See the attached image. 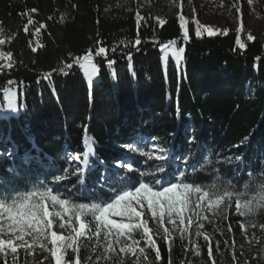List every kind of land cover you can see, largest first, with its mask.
Masks as SVG:
<instances>
[{
	"label": "trees",
	"instance_id": "obj_1",
	"mask_svg": "<svg viewBox=\"0 0 264 264\" xmlns=\"http://www.w3.org/2000/svg\"><path fill=\"white\" fill-rule=\"evenodd\" d=\"M137 4L138 0H0V39L7 41L0 52L13 57V67L0 71V106L6 87L16 94L17 105L16 111L0 109V156H8L0 162V193L44 185L75 203H93L126 183L159 187L157 180L182 178L206 188L222 181L254 195L245 185L254 181L257 187L264 179V34L254 37L239 26L231 32L211 28L210 36L184 12L166 18L161 12H141ZM29 19L33 24L25 32ZM40 25L44 27L37 33ZM238 37L243 48L236 43ZM171 40L184 51L180 58L169 52L162 59L161 44ZM99 47H105L107 58L114 61L111 67L104 57L95 56ZM89 50L99 69L91 83L74 62ZM9 80L13 84H7ZM85 136L94 140L95 156L80 184L73 175L77 162L68 154L83 152ZM131 142L153 158L126 154L123 148ZM161 155L165 159L154 158ZM118 160L130 162L135 171L112 178V163ZM159 167L165 172H158ZM105 168L111 178L100 183ZM58 175L67 178L57 183ZM248 219L240 218L239 223L245 224L255 249L261 251L264 213L251 218L256 226ZM199 223L217 245L214 259H209L202 238L194 242ZM226 226L224 220H197L184 240L171 237V250L157 237L161 259L155 261L151 250L149 258L153 264H254L233 247ZM194 244L200 256L194 255ZM89 249H81L82 260ZM39 253L37 249L27 256L19 250L18 264H49L48 259L38 260ZM71 258L69 253L66 259ZM7 261L11 264V255ZM0 264H5L4 257Z\"/></svg>",
	"mask_w": 264,
	"mask_h": 264
},
{
	"label": "snow or ice",
	"instance_id": "obj_2",
	"mask_svg": "<svg viewBox=\"0 0 264 264\" xmlns=\"http://www.w3.org/2000/svg\"><path fill=\"white\" fill-rule=\"evenodd\" d=\"M251 2L252 0H249V3ZM236 11L239 12L240 9L237 8ZM140 20L141 17L137 15L138 23ZM180 21V27L184 30L183 16L180 17ZM160 23L163 24L164 21L161 20ZM32 24L33 20L29 19L24 27L25 32ZM43 27L44 25H40L36 32L38 33ZM203 30L210 36L214 34L211 28L204 27ZM183 35L185 40L189 38L187 31H184ZM196 35H201L199 25ZM247 39L251 41L253 37L249 35ZM6 42L5 39H0V46ZM139 43L140 40L137 39L136 44ZM175 43L171 40L161 44V51L164 54L162 59L167 58L169 52L173 57H181L184 50L174 47ZM236 43L240 48L244 47L239 37ZM32 51L35 52L36 48H32ZM95 56L104 57L109 67L114 63L107 58L105 47H99ZM0 61H6L0 63V71L13 67L12 53L0 52ZM74 62L80 66L85 78L91 83L99 70L92 52L89 50L82 57L75 58ZM67 67L70 68L72 65ZM7 84L11 85L13 81L9 80ZM3 96L5 102L0 109L5 112L16 111V94L12 89L4 88ZM82 147L83 152L68 154L69 160L77 162L78 166L73 175L77 176L80 184L85 183L86 171L93 167L94 140L85 136ZM125 147L132 152H138L141 156L153 158L152 153L142 151L136 145L130 144ZM154 158L165 159L163 155ZM235 159L239 160L241 157L237 156ZM116 168L125 169L126 172L135 171L132 164L126 161H116ZM63 171L67 173L68 169ZM157 171L163 173L165 168L159 167ZM116 175H119V172ZM66 178V175H58L55 181L58 183ZM110 178L111 172L105 168L101 179L107 181ZM253 183L245 185L247 190L254 192L251 197L246 192L235 189L230 183L218 181L206 188L202 185L197 186L194 182H185L182 178H178L176 182H169L167 179L157 180L155 184L159 187L146 182L126 183L119 189H111L112 194L107 199L93 203H75L44 185H34L31 189L17 191L14 194L0 193V257H4L5 264H8L7 257L11 255V264H18L19 250L22 249L27 256H32L39 249L49 254L45 257L49 260V264L53 262L54 264H91L92 256L83 260L80 257L82 248L85 250L91 248L96 258L103 260L105 264H125L121 254L124 257L131 256L133 264H153L148 250L155 252V261L161 259L157 237H160L171 250L172 231H178L180 239L184 240L190 235L189 230L197 220L207 219L203 215L205 211L222 214L228 207H234L238 218H249L248 224L256 226L251 218L264 213V179L259 181L257 187H253ZM148 214L163 230L162 234L158 231L154 232L148 226ZM112 217H120V220ZM166 224L172 225V230L165 227ZM203 227V223L198 224V228ZM240 227L242 231L245 230L244 223L241 222ZM259 227L264 229V225ZM228 230L231 232V227ZM195 235H202L205 241H210L208 234L196 231ZM94 239L95 244H91ZM193 250L196 255L200 254L198 245H195ZM69 253L72 258L66 259ZM212 258L213 252L209 243V259ZM213 264H215L214 260Z\"/></svg>",
	"mask_w": 264,
	"mask_h": 264
},
{
	"label": "rangeland",
	"instance_id": "obj_3",
	"mask_svg": "<svg viewBox=\"0 0 264 264\" xmlns=\"http://www.w3.org/2000/svg\"><path fill=\"white\" fill-rule=\"evenodd\" d=\"M141 12L152 13L158 12L168 18L175 15H180L183 12L186 15L196 18L199 25L204 27L215 28L219 31L231 32L236 30L239 26L243 27L245 30L251 32L254 37L264 34V3H258L252 1L249 3V0H231L229 5H224L218 0H185L184 2L180 0H138L137 4ZM240 9L239 12L236 10ZM237 13V14H236ZM6 63V61H2ZM134 144L133 142L128 143L127 145ZM123 150L126 154L132 155L135 152L130 151L127 147H124ZM113 168L116 173H124L125 169H117L116 161L112 163ZM101 174L99 175L98 182L104 183L105 180L101 179ZM59 210V209H57ZM207 217L206 220H221L226 222V229L228 234L231 236L233 242V247H235L239 253H241L245 259L251 261L254 264H264V249L261 251L255 249V241L252 236L249 235V232L246 230L242 231L240 227L239 220L234 211V207L227 208L222 214H214L211 212L205 211L203 213ZM227 217V218H225ZM149 227L153 229L154 232H160L162 234L163 230L159 228L157 223L153 221L150 214H148ZM196 218V217H195ZM112 219L120 220V217H112ZM197 219V218H196ZM203 221V220H198ZM170 230H172V225H165ZM231 227L232 231L228 229ZM58 232L60 229H55ZM196 231L204 233L202 228L196 227L193 233L194 242L196 243L198 238H202V244H206L209 251V243H211L213 259L218 254L217 245L210 238V241H205L203 236L195 235ZM67 234V233H65ZM180 236L178 231H172L171 237ZM7 238V237H5ZM102 239V238H101ZM92 244H95V239L91 241ZM197 244L193 245L194 246ZM89 256L93 257L91 264H105L103 260H98L91 249L88 250ZM118 252V249H117ZM200 252V249H199ZM195 256H200L195 254ZM47 252L39 253L38 260H45V257H48ZM121 258L125 260V264H132V257H124L121 254Z\"/></svg>",
	"mask_w": 264,
	"mask_h": 264
}]
</instances>
